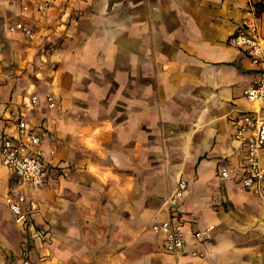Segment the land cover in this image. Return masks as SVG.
<instances>
[{"label":"crops","instance_id":"crops-1","mask_svg":"<svg viewBox=\"0 0 264 264\" xmlns=\"http://www.w3.org/2000/svg\"><path fill=\"white\" fill-rule=\"evenodd\" d=\"M31 1L46 11L0 0L6 33L25 42L8 74L0 62V134L16 136L17 120L45 132L48 182L22 185L0 156V264H264V202L243 186L236 138L259 69L231 42L253 18L264 37V0ZM19 20L34 41L8 31ZM18 188L38 202L25 225L5 201ZM169 216L185 234L175 253L153 229ZM209 226L211 240L193 237Z\"/></svg>","mask_w":264,"mask_h":264},{"label":"built area","instance_id":"built-area-1","mask_svg":"<svg viewBox=\"0 0 264 264\" xmlns=\"http://www.w3.org/2000/svg\"><path fill=\"white\" fill-rule=\"evenodd\" d=\"M18 1L23 12L36 10L38 13H44L47 9L45 1H38L34 7L31 0ZM245 26L249 33L239 32L232 37L231 42L238 48L246 49L252 64L259 69V79L244 90V96L256 106V110L244 113L236 120V138L246 146V173L242 180L243 186L264 202V165L262 163L264 115L261 114V110L264 109V37L256 19L246 20ZM7 28L10 33H21L29 40H34L36 37L33 28L26 21L9 23ZM47 102L50 108H55L56 103L53 97L48 96ZM40 103V97L32 94L24 101L23 106L32 109ZM9 116L17 118V111H10ZM17 123L16 136L7 137L0 134V156L3 165L22 185L42 189L48 182L45 161L47 153L44 148L48 135L41 130H36L23 120H17ZM221 176L228 178V170L223 169ZM187 189V181L179 180L174 191L165 200L170 213L179 205ZM5 201L15 216L16 222L21 225H25L29 216L38 209V202L27 197L20 188L7 194ZM153 229L163 239L168 252L175 253L183 250L185 234L170 216L154 225ZM213 232L214 227L209 226L203 230H195L193 237L197 241H207L213 238ZM191 256L204 258L205 253L192 251Z\"/></svg>","mask_w":264,"mask_h":264},{"label":"rangeland","instance_id":"rangeland-1","mask_svg":"<svg viewBox=\"0 0 264 264\" xmlns=\"http://www.w3.org/2000/svg\"><path fill=\"white\" fill-rule=\"evenodd\" d=\"M5 23V16L0 15V62L2 63L1 65H3V71H6L5 73L8 74L9 70H12V67L17 65L24 57L25 53L24 51L22 52L20 48L25 45V42L24 40L8 35L6 33ZM0 85H2L1 79Z\"/></svg>","mask_w":264,"mask_h":264}]
</instances>
